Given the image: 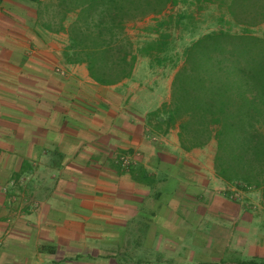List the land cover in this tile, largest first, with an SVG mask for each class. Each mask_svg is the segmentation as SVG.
<instances>
[{
	"label": "crops",
	"instance_id": "1",
	"mask_svg": "<svg viewBox=\"0 0 264 264\" xmlns=\"http://www.w3.org/2000/svg\"><path fill=\"white\" fill-rule=\"evenodd\" d=\"M32 5L0 0V234L11 207L24 217L26 170L38 168L49 171L50 188L40 201L35 188L42 180L33 185L36 217L44 202L47 214L62 221L81 214L87 233L95 225L105 233H135L133 249H145L149 264L263 260L264 195L250 210L243 200L217 194L221 180L201 159L206 145L184 150L177 127L159 132L149 125V111L170 97L163 68L137 54L128 77L98 83L84 63L63 61L66 33L37 27ZM118 151L128 158L125 168ZM58 199L81 212L59 210ZM251 232L258 242L248 239Z\"/></svg>",
	"mask_w": 264,
	"mask_h": 264
},
{
	"label": "trees",
	"instance_id": "2",
	"mask_svg": "<svg viewBox=\"0 0 264 264\" xmlns=\"http://www.w3.org/2000/svg\"><path fill=\"white\" fill-rule=\"evenodd\" d=\"M20 1L33 4L40 27L66 33L63 61L84 63L94 81L112 84L128 77L136 60L125 22L158 12L170 0H55L59 20L54 24H40V0ZM227 11L233 22L252 25L264 20V0H228ZM69 12L72 18L65 23ZM151 51L147 45L140 53ZM182 57L171 78L168 103L149 111V118L157 120L155 128L164 123V132L176 126L184 150L214 139L215 174L225 182L250 185L264 175V37L247 29L213 30L190 42ZM245 263L264 264V259Z\"/></svg>",
	"mask_w": 264,
	"mask_h": 264
},
{
	"label": "rangeland",
	"instance_id": "3",
	"mask_svg": "<svg viewBox=\"0 0 264 264\" xmlns=\"http://www.w3.org/2000/svg\"><path fill=\"white\" fill-rule=\"evenodd\" d=\"M40 1L39 4L37 3L38 8L42 10L39 17L40 24H45L49 20L53 24L58 23L59 12L54 15L57 10L55 0ZM49 1H51V5L47 4ZM227 4L228 0H170L158 12H149L135 19L127 20L124 28L131 42V50L135 55L140 56V50L149 45L153 50L148 57L149 61L153 65L159 66L158 68H163L162 75L164 78H172L175 70L183 62L182 52L185 47L206 32L224 29L240 33L245 32L247 29L250 34L264 37V20L247 26L242 23H235L231 16L229 17ZM46 6L48 7L46 8ZM72 15L73 12L67 14L65 23L72 18ZM36 26L40 27L38 22ZM157 39L158 42H156ZM154 42L157 45L164 46L165 50H160L159 53L157 51L159 49H157ZM162 56H165V58H162ZM155 59L156 61L160 59L159 62L161 63L158 64L159 62H155ZM172 62L174 66H171ZM149 122V125L154 129L157 120L151 117ZM158 127L159 129H155L163 132L164 123L158 125ZM205 145L201 159L203 162L210 161L212 165L215 150L214 139H210ZM120 156H125L124 151H118L115 158L124 160L122 166L127 167L128 162L126 161H128V158L121 159ZM26 171L29 175H26L28 178L23 188L26 190H24V199L20 202L25 215L24 217L18 216L17 208L11 207L10 213L12 215L8 217L9 220L6 225H2L4 230L0 234V264H139L140 262H135L136 258L137 261H144L141 264H149L148 259H144L145 249H133L139 243L135 233H105V231H98L100 227L95 224L92 227L94 232L88 231L87 233L81 227V222L84 219L81 214L73 217L72 222L68 219L62 221V217L56 218L47 214L44 202L41 206L42 215L36 217L35 212L37 210L34 207H37L39 203L34 202L37 199L35 198L33 185L41 183L42 180V186H36L35 190L41 188L40 201L46 200V189L50 188V185L48 184L49 181H45V179H50L47 177L50 173L47 169L38 168ZM213 174L216 178H219L214 170ZM13 177L18 178L17 175ZM220 180L219 184L215 183L217 194L235 202L243 200V206L245 208L250 206V210H256L257 204L261 205L259 198L264 195L263 174L252 179L250 185L244 184L242 181L225 182L222 179ZM57 203L59 210L75 208L76 212H81L78 210L79 205H76L75 202L58 199ZM36 221H38V224L35 223ZM98 233L101 235L99 236ZM136 235L142 234L138 233ZM217 235L225 237L223 233ZM176 236L179 237L180 234H176ZM55 237L57 238L55 239ZM237 237H240V235H237ZM257 238V233L251 232L248 236L249 240L258 242ZM140 243L139 247L145 245L142 244L143 241ZM85 253L88 256H95L93 259L89 257L81 258V255Z\"/></svg>",
	"mask_w": 264,
	"mask_h": 264
}]
</instances>
